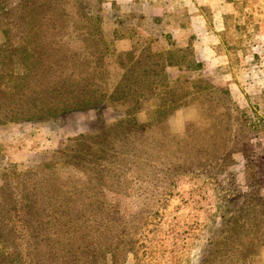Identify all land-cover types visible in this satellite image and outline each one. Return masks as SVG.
Wrapping results in <instances>:
<instances>
[{
	"label": "rangeland",
	"instance_id": "obj_1",
	"mask_svg": "<svg viewBox=\"0 0 264 264\" xmlns=\"http://www.w3.org/2000/svg\"><path fill=\"white\" fill-rule=\"evenodd\" d=\"M82 8L101 19L111 57L121 52L127 61L125 53L135 55L129 56L134 75L144 64L168 58L176 65L165 69L168 83H157L166 85L158 87L161 92L171 85L181 104L210 103L212 126L221 105L228 111L224 125L212 129L224 140L206 150H198L200 137H183L187 112L180 111L168 121L173 138L163 141L168 148L159 153L163 164L153 162L156 153L153 161L123 162L121 178L136 181L106 230L114 232L119 249L130 250L119 264H264V0H84ZM194 25L204 26L208 38L192 35ZM79 46L72 41L75 50ZM159 102L158 97H127L44 121L0 125V193L15 190L11 172L57 160L79 137L108 140L113 134L108 129L120 120L125 124L127 117L136 126L144 124ZM133 103L139 109L125 111ZM220 124L225 130L218 133ZM51 240L36 244L57 250L69 245L57 242L55 234ZM28 245L26 239L10 245L21 257L13 256L12 264L33 263L25 255ZM106 264H113L108 254Z\"/></svg>",
	"mask_w": 264,
	"mask_h": 264
},
{
	"label": "trees",
	"instance_id": "obj_2",
	"mask_svg": "<svg viewBox=\"0 0 264 264\" xmlns=\"http://www.w3.org/2000/svg\"><path fill=\"white\" fill-rule=\"evenodd\" d=\"M83 3L0 0V125L44 121L75 110L100 108L103 102H126L127 97H158L160 102L144 124L136 126L123 113L126 123L120 120L111 126L107 132L113 134L108 140L97 135L91 143L89 138L79 137L62 148L57 160L23 173L11 172L15 190L5 196L0 193V264H12L10 259L18 254L10 245L23 239L31 244L25 253L33 261L30 264H106L107 254L113 264L123 262L129 248L119 249L114 232H106L118 203L127 199L129 185L136 181L121 178L123 162L150 161L151 154L156 153L158 160L151 161L163 164L159 153L168 149L163 141L173 138L168 121L180 111L187 112L183 137H200L199 151L216 144L215 140H224L212 134L214 125H224L228 112L224 105L218 116H213L212 126L210 103L181 104L171 85L161 92L158 87L166 85L157 83H168L165 69L173 64L168 58L159 57L151 67L144 64L134 75L131 57L135 55L125 53L127 61L121 60V52L111 57V42L105 41L101 19L88 14ZM115 37L112 35L113 40ZM73 40L81 45L77 50L71 47ZM135 108L133 103L125 111ZM187 114H194V118ZM198 117L201 122L197 128ZM221 128L220 124L218 133L225 130ZM149 138L154 141L148 142ZM120 186L126 187L122 193ZM54 234L57 242L67 240L68 247L61 244L57 250L36 244L53 241ZM63 234L65 238L60 237Z\"/></svg>",
	"mask_w": 264,
	"mask_h": 264
},
{
	"label": "crops",
	"instance_id": "obj_3",
	"mask_svg": "<svg viewBox=\"0 0 264 264\" xmlns=\"http://www.w3.org/2000/svg\"><path fill=\"white\" fill-rule=\"evenodd\" d=\"M192 35H199L201 33L205 34L206 33V37L208 38V33L206 31V29L204 28V26L202 25H194V28L191 30ZM210 34H212V31L210 32ZM204 37V36H203Z\"/></svg>",
	"mask_w": 264,
	"mask_h": 264
}]
</instances>
